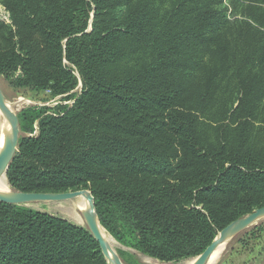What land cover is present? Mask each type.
I'll return each mask as SVG.
<instances>
[{"label":"trees","instance_id":"16d2710c","mask_svg":"<svg viewBox=\"0 0 264 264\" xmlns=\"http://www.w3.org/2000/svg\"><path fill=\"white\" fill-rule=\"evenodd\" d=\"M171 1L0 0V75L72 100L19 114L11 188L89 190L102 226L160 261L264 206V16ZM0 264L107 261L87 227L0 202Z\"/></svg>","mask_w":264,"mask_h":264},{"label":"rangeland","instance_id":"374dc122","mask_svg":"<svg viewBox=\"0 0 264 264\" xmlns=\"http://www.w3.org/2000/svg\"><path fill=\"white\" fill-rule=\"evenodd\" d=\"M158 1L159 3H163L164 7H170L172 5L171 0ZM229 2L226 4H229L230 7H237L238 13L245 15L246 13H253L257 16L260 14L264 16V0H260L258 3H252L250 7L246 2L241 5H238L234 0H230ZM240 16L241 18H246L242 15ZM0 20L6 23L11 22L10 12L3 4H0ZM0 86L6 95L7 101L18 115L27 108H39L42 106L56 107L58 104L69 105L72 103V100H66L68 94L52 95L49 90L15 88L2 75H0ZM80 86L73 91L74 94L80 91ZM3 121L6 122L7 120L5 115L0 111V134L4 128ZM10 189H12L11 186ZM76 201L83 202L78 198L65 201H36L26 206L62 217L76 225L86 227V220L82 211L77 208ZM70 208L73 211L72 213L69 211ZM113 239L116 242V253L120 256L124 264H189L192 259L197 258L196 256L178 261H160L138 249L130 238H128L127 243H123L114 237ZM220 246L221 253L217 260L213 263L208 262L207 264H264V217L258 219L255 223L235 236L228 238ZM107 264L109 263L107 262Z\"/></svg>","mask_w":264,"mask_h":264},{"label":"water","instance_id":"95a60500","mask_svg":"<svg viewBox=\"0 0 264 264\" xmlns=\"http://www.w3.org/2000/svg\"><path fill=\"white\" fill-rule=\"evenodd\" d=\"M0 111L5 115V118L11 127V136L5 139L3 146L0 148L1 179L3 176H6L11 162L13 161L19 149L20 137L22 134L19 115L8 104L6 95L1 86ZM81 196H85L89 201V209L82 212L86 220V227L99 242L107 262L109 263L112 261V264H124L120 256L113 250L111 244L101 231L102 224L100 223L99 217L97 215L95 198L90 191L77 190L68 192H18L11 189L10 194H3L0 192V202L27 205L36 201L73 200L78 199ZM262 217H264V206L259 207L251 213L228 224L226 227L221 229L213 242L200 255L197 256L194 264H207L213 253L225 240L245 230Z\"/></svg>","mask_w":264,"mask_h":264},{"label":"bare ground","instance_id":"6f19581e","mask_svg":"<svg viewBox=\"0 0 264 264\" xmlns=\"http://www.w3.org/2000/svg\"><path fill=\"white\" fill-rule=\"evenodd\" d=\"M8 104H9V102H8ZM4 122L5 121H3L4 128H3L2 133L0 134V148L3 146L5 139L7 137L11 136V127L9 126L7 121L5 123ZM0 192L3 193V194H10L11 193V189H10V186H9V183H8V180H7L6 176H3L0 179ZM80 200H82L83 202L81 203L80 201L79 202L76 201L77 208L80 209L82 212L88 210L89 209V201L87 200V198L85 196H81ZM69 211L71 213L73 212L71 210V208L69 209ZM101 231L103 232V234L105 235V237L109 241V243L111 244L113 250L116 252V248H115L116 247V242L113 239V237L106 231V229L102 225H101ZM220 253H221V246L218 247V249L213 253L209 263L215 262L217 260V258L219 257ZM194 262H195V259L194 260L192 259V261L189 264H194ZM109 264H112V261H110Z\"/></svg>","mask_w":264,"mask_h":264}]
</instances>
